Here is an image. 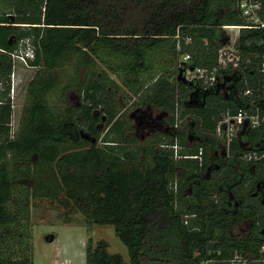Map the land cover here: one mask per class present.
Wrapping results in <instances>:
<instances>
[{"label": "trees", "instance_id": "trees-1", "mask_svg": "<svg viewBox=\"0 0 264 264\" xmlns=\"http://www.w3.org/2000/svg\"><path fill=\"white\" fill-rule=\"evenodd\" d=\"M7 1L12 11L0 10V264H34L29 228L39 200L67 221L81 212L115 227L130 261L90 238L86 264L256 256L264 204L254 193L264 158L242 157L264 152V122L225 148L219 132L228 111L264 114V28H242L239 65L219 67L224 26L246 23L239 0ZM25 39L37 71L12 132L11 53ZM187 66L218 67V79L209 86L187 80ZM121 86L178 126L141 141L117 107ZM76 87L81 104L70 105L66 93ZM245 220L247 232L234 233Z\"/></svg>", "mask_w": 264, "mask_h": 264}, {"label": "rangeland", "instance_id": "rangeland-1", "mask_svg": "<svg viewBox=\"0 0 264 264\" xmlns=\"http://www.w3.org/2000/svg\"><path fill=\"white\" fill-rule=\"evenodd\" d=\"M10 8V3L7 0H0V10L2 12L10 10ZM224 33L227 42H224L223 46L225 45L229 49L233 47L238 53L236 43L240 35V29L224 28ZM190 68L193 69V67L189 66L185 68V79L187 80L189 79L186 77V73L188 74ZM36 71L37 68L32 64L30 67L21 64L17 69L16 81H18L21 87V106H23L26 100L28 83L35 75ZM112 76L115 78V75L112 74ZM178 77L181 79L180 71L177 74V78ZM12 84L13 83H11V87ZM115 94L119 111L123 113V116L125 115L127 119L132 121L134 128L131 133L138 136L141 141L156 132V130L152 131V129H150L149 123L145 121L146 117H144V113L150 114L153 119H157L160 115H163V119L166 117L167 119L171 118V115L162 110L138 106L136 104L137 97L124 86H121L120 89H115ZM66 95L70 105L77 104L81 101V96L77 87L69 89ZM22 109L20 112L18 111L14 117L15 130L19 127ZM190 120L191 119L188 118L187 123ZM155 124L158 125V119ZM167 125H170V128L174 126L173 123ZM159 129L160 126L157 130ZM220 154L221 151L216 148V155L218 156ZM248 221H243L235 226L233 228L234 233L245 234L250 227L251 221ZM29 232L34 264H86V247L90 238H93L95 243L102 239L108 241V249L111 253H120L127 262L130 261L128 249L116 234L113 225L91 223L81 212L73 213L71 215V220L67 221L62 211L51 206L47 201L39 200L31 207V224ZM50 235L55 236L53 241H48L47 237ZM249 264L259 263L251 261Z\"/></svg>", "mask_w": 264, "mask_h": 264}, {"label": "built area", "instance_id": "built-area-1", "mask_svg": "<svg viewBox=\"0 0 264 264\" xmlns=\"http://www.w3.org/2000/svg\"><path fill=\"white\" fill-rule=\"evenodd\" d=\"M238 8L242 14V16L246 19V23L242 25H225L224 28H264V18L262 16L263 10V0H239ZM0 51L3 49L0 47ZM13 59V72L11 74L12 79V87H10L9 97L11 99L12 106V132H15V124L14 117L16 113L23 108L20 105V94L21 87L19 86L17 79V69L19 65L23 64L26 67L31 66V59L35 58V49L30 39L21 40L19 43V48L11 53ZM191 59V55L187 54L184 56V60L188 61ZM239 55L232 48H227V46H222L219 49V67L226 68L230 63L237 67L239 65L238 62ZM261 71L264 73V59L261 64ZM218 67L212 70L203 67H193L190 68L188 74L186 73V77L189 80L200 79L203 80L206 86L213 85L218 79ZM27 92V91H26ZM20 97V98H19ZM24 105V104H23ZM243 122H247L250 128H258L264 122V114L257 109L255 112H249L245 109L239 110L238 113L232 114L228 111L225 114V118L221 121L219 132L222 134L225 131V136L222 142L225 144V147H229L233 140L237 137L240 125ZM223 124H226V129L223 130ZM178 126V124H176ZM175 150V156H179L180 146L176 143L172 145ZM198 155H190V157H197ZM244 160L252 161L257 159L264 158V152L259 154L257 152L247 153L242 157ZM251 261L264 264V243H262L259 247L258 254L256 256H251L248 254H244L241 251H235L234 255L228 260V264H249ZM202 264H209V261H203Z\"/></svg>", "mask_w": 264, "mask_h": 264}, {"label": "flooded vegetation", "instance_id": "flooded-vegetation-1", "mask_svg": "<svg viewBox=\"0 0 264 264\" xmlns=\"http://www.w3.org/2000/svg\"><path fill=\"white\" fill-rule=\"evenodd\" d=\"M80 104H81V101L78 102L76 105H80ZM169 115H171V114H169ZM162 116L160 115V116L157 117V119H158V125H157V124H155V123H157V119L156 118L153 119V118H151L152 116L150 114L144 113V117H146L145 121H147L149 123L150 129H152V131L156 130V132L154 134H156L158 132H166V131H168L170 129V125H167V124L172 123V118H173L172 115H171V118H168V119H167V117L163 119ZM140 126H141V124H140ZM159 126H160V129L157 130L159 128ZM174 127H177L176 124L174 125ZM154 134H152V135H154ZM142 140H145V138L142 139ZM263 182H264V180H261L259 182L260 184L258 185V191H257L258 195L261 196V199H263V197H264V184H263Z\"/></svg>", "mask_w": 264, "mask_h": 264}, {"label": "crops", "instance_id": "crops-1", "mask_svg": "<svg viewBox=\"0 0 264 264\" xmlns=\"http://www.w3.org/2000/svg\"><path fill=\"white\" fill-rule=\"evenodd\" d=\"M9 12L10 11H12V10H8ZM17 24V23H16ZM252 128H250L249 126H248V124H247V122H243V123H241V125H240V129H239V132H238V137H241L243 134H245V131L246 130H251ZM214 154V153H213ZM215 154H216V152H215ZM258 191V190H257ZM254 196H256V197H258V196H260V195H258V193L257 192H255L254 193ZM264 197H263V199H262V203L264 204ZM245 221H248V220H245ZM249 222V221H248ZM242 223V222H241ZM250 224H251V222H250ZM260 264V263H259Z\"/></svg>", "mask_w": 264, "mask_h": 264}, {"label": "water", "instance_id": "water-1", "mask_svg": "<svg viewBox=\"0 0 264 264\" xmlns=\"http://www.w3.org/2000/svg\"><path fill=\"white\" fill-rule=\"evenodd\" d=\"M222 127H223V130H225V129H226V124H223ZM224 136H225V131H223L222 134H221V140L224 139ZM222 148H225V144H224V143L222 144ZM225 153H226V151H225ZM259 184H260V183H258V185H259ZM263 184H264V182H263ZM263 202H264V201H263ZM54 238H55L54 235H50V236L47 237L48 241H53Z\"/></svg>", "mask_w": 264, "mask_h": 264}]
</instances>
